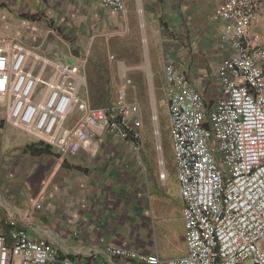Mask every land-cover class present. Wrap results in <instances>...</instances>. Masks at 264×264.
<instances>
[{
	"label": "built area",
	"instance_id": "1",
	"mask_svg": "<svg viewBox=\"0 0 264 264\" xmlns=\"http://www.w3.org/2000/svg\"><path fill=\"white\" fill-rule=\"evenodd\" d=\"M98 1L104 9H124L122 0ZM258 6L257 0H221L212 14L220 22L222 52L213 72L212 103L172 60L164 69L161 102L169 116L187 254L162 261L155 254L106 246L107 255L147 264H264V46L259 35L248 34ZM84 63L57 52L43 56L0 34L4 119L63 157H94L100 140L111 136L124 142L145 175L141 111L126 94L130 80L119 83L111 105L93 107L79 95ZM97 256L95 251L89 261H73L20 228L12 227L9 240L0 235V264H98Z\"/></svg>",
	"mask_w": 264,
	"mask_h": 264
},
{
	"label": "crops",
	"instance_id": "2",
	"mask_svg": "<svg viewBox=\"0 0 264 264\" xmlns=\"http://www.w3.org/2000/svg\"><path fill=\"white\" fill-rule=\"evenodd\" d=\"M0 2L7 6L0 9V34L14 36L23 46L46 57L57 52L62 57L85 60L86 96L79 95L93 107L111 105L119 83L129 79L127 70L133 68L146 71V83L154 100L149 39L160 50L164 69L172 60L209 103L217 93L213 72L222 52L217 44L220 22L212 14L221 0H133L130 11L126 5L123 11L104 9L98 0ZM257 2L248 34L259 35L264 46V0ZM33 14L38 15L33 18ZM138 30L143 60L138 54L132 64L127 65L124 59L117 62L118 83L110 102L108 80L102 82L101 74L86 77V56L97 38L108 36L124 38L127 47L131 43L128 39L134 37L136 50ZM121 47L117 50L122 51ZM130 84L131 80L127 97ZM98 96L106 103H94ZM7 127L13 132H7ZM158 178L165 184L168 176ZM150 181V176L138 170L124 142L116 138L104 136L94 157L84 153L63 157L55 147L29 136L0 116V235L7 240L12 227L20 228L28 238L46 240L59 255L73 261H89L90 254L98 251V264H147L109 256L104 252L106 246L155 254L162 261L185 256L186 229L179 188L178 199L165 212L154 199ZM7 222H12V227ZM175 248L183 249L184 254L170 256Z\"/></svg>",
	"mask_w": 264,
	"mask_h": 264
},
{
	"label": "rangeland",
	"instance_id": "3",
	"mask_svg": "<svg viewBox=\"0 0 264 264\" xmlns=\"http://www.w3.org/2000/svg\"><path fill=\"white\" fill-rule=\"evenodd\" d=\"M132 3L133 0H124V5H126L129 11L132 10ZM5 7L7 6L3 2H0V9H4ZM37 15L38 14H33V18H35ZM31 18L32 17L30 15L29 20H31ZM146 30L148 35H150V29L148 25L146 26ZM139 35L140 34L138 30V48L136 50H134V46L136 45L133 44L134 37L132 39H128V42H131V45L129 44L127 47L124 45V38H120L119 40L117 36H108L97 38L91 45L90 53L86 56V77L91 79V77L96 78V75L101 74L99 79L102 82L108 80L109 87L107 92H109L111 96L110 102L114 100L113 98L116 92V85L118 83L116 75L117 62L124 59L127 65L132 64L138 57V54L140 55L139 59L141 61L143 60L142 43L140 42ZM121 46H123V50H117ZM149 50L154 72V100L152 101L150 96L151 89L149 90V87L146 83V71L143 68H133L127 70V77L131 80L128 98L129 100L135 101L139 105L141 111V123L143 130L142 158L146 168V174L144 176H150V187L153 191H155L154 199L156 198L157 201L161 203V210L166 212L169 207H171L178 199V174L174 159L169 116L165 104L161 102V99L164 97V60L160 50L155 47L154 43L150 39ZM50 55L48 57H50ZM102 67L104 69H102ZM86 88L87 87L83 85L79 93L83 96H86ZM3 115V109L0 108V116ZM77 116L78 112L75 111L70 116V121L72 122V120H75ZM5 130L7 132H13V130L8 127L5 128ZM160 171H164L165 176H168L165 184H161V181L158 178ZM178 233H180V231ZM182 254H184V250H179L177 248L169 252L170 256H178Z\"/></svg>",
	"mask_w": 264,
	"mask_h": 264
},
{
	"label": "trees",
	"instance_id": "4",
	"mask_svg": "<svg viewBox=\"0 0 264 264\" xmlns=\"http://www.w3.org/2000/svg\"><path fill=\"white\" fill-rule=\"evenodd\" d=\"M99 97H101V96H98V97L94 100V103H98V104L106 103V102L100 100Z\"/></svg>",
	"mask_w": 264,
	"mask_h": 264
},
{
	"label": "bare ground",
	"instance_id": "5",
	"mask_svg": "<svg viewBox=\"0 0 264 264\" xmlns=\"http://www.w3.org/2000/svg\"><path fill=\"white\" fill-rule=\"evenodd\" d=\"M138 11H139V13H141V6L140 5L138 7ZM143 38H144V36H143ZM154 116H155V112H154Z\"/></svg>",
	"mask_w": 264,
	"mask_h": 264
}]
</instances>
